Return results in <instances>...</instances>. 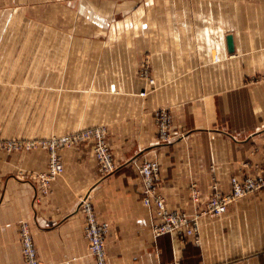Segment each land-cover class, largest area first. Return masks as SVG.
<instances>
[{"label": "crops", "instance_id": "0c3cea01", "mask_svg": "<svg viewBox=\"0 0 264 264\" xmlns=\"http://www.w3.org/2000/svg\"><path fill=\"white\" fill-rule=\"evenodd\" d=\"M172 2L183 0H0V85H51V36L69 38L60 84L98 116L82 129L108 126L117 165L103 177L92 142L66 147L63 173L43 190L38 173L48 170V152L0 149V264H24V228L41 264H96L83 197L107 228V264H264V189L222 217L202 216L200 244L153 232L159 219L142 200L132 161L157 160L167 208L187 213L202 210L215 186L228 193L233 176L256 177L264 164V0L232 9L233 0H193L224 7L174 14L170 27L147 7ZM148 55L154 85L139 74ZM162 107L183 134L169 142L157 138Z\"/></svg>", "mask_w": 264, "mask_h": 264}, {"label": "rangeland", "instance_id": "374dc122", "mask_svg": "<svg viewBox=\"0 0 264 264\" xmlns=\"http://www.w3.org/2000/svg\"><path fill=\"white\" fill-rule=\"evenodd\" d=\"M234 2L230 5L232 8H242L247 7L246 5L237 4L238 2H254V0H233ZM170 2V1H169ZM149 11L152 12L153 16L155 14L163 13L165 14L164 23L170 27V24L175 21L174 14H193V12L206 14V13H216L217 8L224 7L223 5L217 6H207L202 4H194L193 0H183V3H169L163 5H151L147 6ZM227 7V6H226ZM252 7H255L254 5ZM135 12L143 13L144 6L137 5L134 7ZM211 9V11H209ZM218 12V11H217ZM159 16V15H158ZM122 18V16H121ZM158 20L152 19L148 21V25H152L155 28V24L159 23ZM156 18V19H157ZM177 18V17H176ZM251 20H255V17H248ZM184 20L185 24H191L192 21L190 17H186ZM74 23V22H73ZM144 20H139L136 22L135 28L143 27ZM203 21H200L202 24ZM207 24L206 22H204ZM218 23V22H216ZM141 24V26H140ZM59 28H64L63 26H58ZM120 27L126 28V22ZM158 27V26H157ZM75 40V39H74ZM78 42V39H76ZM69 38L65 36H51V85L47 84H25V85H0V149L7 151H18L26 148H21L20 145L31 141L37 142V147L41 150L48 152V157L52 156V149L45 147L50 146L52 140L57 141L65 136H82V133L92 129L99 130L101 133V139L99 136H93L88 139H78V143H73L66 145L62 148L57 149V154L61 158L62 162V150L69 146H75L82 142H92L93 144L97 141H105L109 147H112L109 140L108 126L106 124H98L88 128H83L85 123L89 121L96 120L98 116L94 115L95 111L92 110H82L80 105L88 103L87 101L78 100V96L75 94H70L64 89V84H60L63 80L64 70H63V50L68 47ZM77 44V43H76ZM139 74L143 79L148 82L151 80L153 84L155 83L154 78L151 76L150 59L148 56H143L140 61ZM42 79V78H41ZM144 93V94H143ZM147 94L146 91L141 92V95ZM6 98V99H5ZM165 109L171 115V133L176 138L183 134L174 132L173 130V117L168 107L158 108L154 112L155 124L157 127V138L160 142L158 128L159 124L156 121V112L158 110ZM92 113V114H91ZM79 127V129H77ZM173 138V139H174ZM172 139V140H173ZM30 150V149H26ZM113 152V151H112ZM114 156V155H113ZM63 165V162H62ZM49 166V161H48ZM98 168V164H97ZM264 169V165H263ZM64 171V165H63ZM63 171L55 176L56 179L60 176ZM99 171V170H98ZM47 171H42L38 173V180L41 185V177L43 173ZM53 179V180H54ZM51 181V184L53 182ZM48 188H43V190H48Z\"/></svg>", "mask_w": 264, "mask_h": 264}, {"label": "built area", "instance_id": "2783aa9c", "mask_svg": "<svg viewBox=\"0 0 264 264\" xmlns=\"http://www.w3.org/2000/svg\"><path fill=\"white\" fill-rule=\"evenodd\" d=\"M153 83V81H150ZM144 94V93H143ZM156 121L159 124L158 134L160 142H169L174 136L171 133V115L165 110L156 112ZM99 130H88L82 133V136H65L57 141L52 140L50 146L52 156L49 159L48 172L40 175L41 185L48 188L55 176L63 171L61 158L57 154V149L66 145L78 143V139H88L93 136H99ZM37 142L31 141L21 144V148L33 149L37 147ZM94 152L97 159L98 170L101 176H107L117 169L113 152L109 145L103 141L94 143ZM138 170L143 182V202L148 207H154V212L159 221L154 222L153 232L155 236L166 233L177 234L181 237H191L196 244H200V219L202 216L222 217L233 202L242 199L258 190L264 189V169L256 177L247 176L243 179L233 176L231 178V191L222 193L217 186L213 193L205 202L204 208L195 213L184 211H171L167 208L165 198L158 192L160 179V163L157 160H145L139 162L132 161ZM264 165V164H263ZM80 207L85 215V234L89 243V253L94 258L96 264H107L106 259V236L107 228L99 223L95 216L93 206L88 197H83L80 201ZM23 234V262L24 264H41L35 244L32 237L24 228ZM172 264H180L173 262ZM228 264V263H225Z\"/></svg>", "mask_w": 264, "mask_h": 264}, {"label": "water", "instance_id": "95a60500", "mask_svg": "<svg viewBox=\"0 0 264 264\" xmlns=\"http://www.w3.org/2000/svg\"><path fill=\"white\" fill-rule=\"evenodd\" d=\"M227 39H228L229 51L233 52L234 51L233 38H232V36H228Z\"/></svg>", "mask_w": 264, "mask_h": 264}]
</instances>
